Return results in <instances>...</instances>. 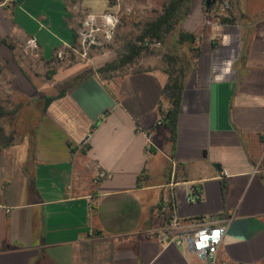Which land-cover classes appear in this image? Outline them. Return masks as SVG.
<instances>
[{"label": "crops", "instance_id": "crops-1", "mask_svg": "<svg viewBox=\"0 0 264 264\" xmlns=\"http://www.w3.org/2000/svg\"><path fill=\"white\" fill-rule=\"evenodd\" d=\"M123 1H0V264H208L168 243L171 211L230 219L215 264H264V0L180 23L198 55L175 134L160 58L87 57Z\"/></svg>", "mask_w": 264, "mask_h": 264}, {"label": "rangeland", "instance_id": "rangeland-1", "mask_svg": "<svg viewBox=\"0 0 264 264\" xmlns=\"http://www.w3.org/2000/svg\"><path fill=\"white\" fill-rule=\"evenodd\" d=\"M205 1L206 0H190V3L186 7L188 9L186 17L188 15L193 16L200 11L206 17H212L218 22H223L226 14L231 10L234 3V0H215V3L207 9ZM160 13L161 12L156 10L149 9L146 6V3L141 0H128L120 3L118 22L113 28L112 34L108 40L103 39L101 33V30H104L103 25L93 26V32L90 33L83 42V46L87 49V57H92L95 54H102L108 60L102 67L96 68L95 71L99 74L109 75L111 73H120L124 70H128L134 63L137 64V61L149 56L156 57L157 59L160 58L165 65L163 61L164 54H180L181 46L176 42V37L180 32V25H178L177 29L169 34L163 41L151 40L148 38L145 39V41L150 43H159V46L157 47L144 46L143 42L137 41L145 24L153 21ZM132 44L141 47L140 54L133 62L122 65L116 69L104 70L102 72L99 71L107 64L116 63L122 56L127 54L128 48ZM187 46V44L182 45L184 49L187 48ZM80 53H82V45L76 47L75 52H70L66 55L62 54V58L66 56L71 58L72 61H75L80 58ZM55 89L58 91L59 86H56ZM24 105L39 106V103H32L29 100H24Z\"/></svg>", "mask_w": 264, "mask_h": 264}, {"label": "trees", "instance_id": "trees-1", "mask_svg": "<svg viewBox=\"0 0 264 264\" xmlns=\"http://www.w3.org/2000/svg\"><path fill=\"white\" fill-rule=\"evenodd\" d=\"M190 0H165L161 13L153 21L148 22L143 27L141 35L137 38L138 42H144L146 38L151 40L163 41L169 34H171L182 20L186 17L188 9L186 8ZM186 9V10H185ZM185 10V11H184ZM225 21V20H223ZM195 37L192 34L179 32L176 37V42L180 46L187 44L186 52L180 54H164L163 61L165 63V73L168 76V81L163 88V95L169 99L171 103L170 115L166 120L167 126L173 134H175L176 115L179 111L181 94L184 88V80L188 73L194 58L197 57L198 52L192 47ZM141 52V47L136 44L129 46L127 54L122 56L116 63L107 64L99 71L116 69L122 65L133 62ZM63 94V89L58 96ZM55 97L44 99L46 106ZM12 142V137L5 139V145Z\"/></svg>", "mask_w": 264, "mask_h": 264}, {"label": "built area", "instance_id": "built-area-1", "mask_svg": "<svg viewBox=\"0 0 264 264\" xmlns=\"http://www.w3.org/2000/svg\"><path fill=\"white\" fill-rule=\"evenodd\" d=\"M15 2L17 0H6ZM95 17H91L88 27L92 26ZM112 20L107 25L106 21ZM104 30H101L104 40H108L113 28L118 22L117 15L101 16ZM90 34V33H89ZM144 46L157 47L159 43L148 41L143 42ZM226 175V172L223 173ZM200 199L199 196L192 198L193 201ZM230 219L228 218H200V219H180L175 211H171L166 224V237L168 243L173 244L185 253L195 254L199 259L208 264H215V255L222 244V239Z\"/></svg>", "mask_w": 264, "mask_h": 264}, {"label": "water", "instance_id": "water-1", "mask_svg": "<svg viewBox=\"0 0 264 264\" xmlns=\"http://www.w3.org/2000/svg\"><path fill=\"white\" fill-rule=\"evenodd\" d=\"M18 3H21V2L19 1ZM214 3H215V0H206L205 6L207 9H209Z\"/></svg>", "mask_w": 264, "mask_h": 264}, {"label": "bare ground", "instance_id": "bare-ground-1", "mask_svg": "<svg viewBox=\"0 0 264 264\" xmlns=\"http://www.w3.org/2000/svg\"><path fill=\"white\" fill-rule=\"evenodd\" d=\"M112 23V20L111 19H108L107 21H106V24L107 25H109V24H111Z\"/></svg>", "mask_w": 264, "mask_h": 264}]
</instances>
